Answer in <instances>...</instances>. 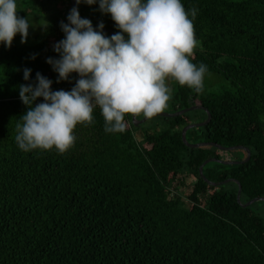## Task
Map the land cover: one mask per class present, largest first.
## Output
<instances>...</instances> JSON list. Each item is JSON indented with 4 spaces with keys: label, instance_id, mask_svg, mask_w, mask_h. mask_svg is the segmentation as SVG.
<instances>
[{
    "label": "trees",
    "instance_id": "16d2710c",
    "mask_svg": "<svg viewBox=\"0 0 264 264\" xmlns=\"http://www.w3.org/2000/svg\"><path fill=\"white\" fill-rule=\"evenodd\" d=\"M32 1L34 9H54L61 21L54 17L25 45L0 43V264H264V216L256 203L242 208L235 183L212 187L198 173L207 159L241 161L246 152L192 149L181 141L184 126L206 120L204 110L161 118L154 124L160 130L140 131L139 143L130 114L125 131L106 132L94 105L92 122L75 126L66 152L19 148L17 124L27 111L19 86L35 85L39 72L53 91L70 92L79 79L70 73L57 83L46 62L60 58L53 46L65 38L60 24L68 23L69 12L62 13L58 0ZM180 2L196 42L188 59L205 65L203 80L214 76L220 86L208 93L173 78L172 113L191 105L207 110L209 122L189 129L186 141L240 146L250 158L208 163L203 176L237 181L241 203L264 198V0ZM79 13L84 18L80 5ZM101 22L120 31L112 19L92 25ZM25 68L31 69L27 81ZM180 187L188 192L178 193Z\"/></svg>",
    "mask_w": 264,
    "mask_h": 264
},
{
    "label": "clouds",
    "instance_id": "9594fccd",
    "mask_svg": "<svg viewBox=\"0 0 264 264\" xmlns=\"http://www.w3.org/2000/svg\"><path fill=\"white\" fill-rule=\"evenodd\" d=\"M97 2L120 30L110 37L103 33L102 22L97 31L79 14L81 3ZM16 8V0H0V43L8 48L17 33L22 44L29 36L31 24L18 17ZM189 11L194 19L197 10ZM67 21L60 24L65 38L53 46L60 58L46 62L58 73L57 83L69 80L74 72L79 79L70 92L53 91L52 80L39 72L35 85L19 86L20 99L27 106L23 124H17L20 149L55 147L66 152L74 143L75 126L92 122L94 105L102 109L106 132L125 131L126 114L151 119L167 106V77L201 90L207 69L188 59L196 42L192 20L180 0H76ZM30 73L31 69H24V80ZM38 98L43 102L35 103Z\"/></svg>",
    "mask_w": 264,
    "mask_h": 264
},
{
    "label": "rangeland",
    "instance_id": "374dc122",
    "mask_svg": "<svg viewBox=\"0 0 264 264\" xmlns=\"http://www.w3.org/2000/svg\"><path fill=\"white\" fill-rule=\"evenodd\" d=\"M59 3H63L62 4V13H64L65 11L70 12V4L68 2V0H58ZM16 11H17V15L18 17H24L27 18L28 21L30 22L31 26L29 28V36L27 38V42L26 43H21V36L19 33L16 34V36L14 37V42L18 45H25L27 43H29L31 41V39L35 36H40L43 35L46 31L47 28L50 24V22L52 21V19L55 17L58 19V21H61V16L56 15L54 16L55 12L54 9H48L45 11H40L37 9H34V1L32 0H16ZM80 10L81 13L83 15L84 18H87L88 20L91 21V23L94 22V19H98V20H108V19H112L111 14H105L102 13L99 10V3L97 2L94 5H87L85 3H81L80 4ZM53 12V15L51 16ZM113 20V19H112ZM114 22V20H113ZM112 27L115 29L117 28V25L114 24L112 25ZM107 37H110L111 35L104 33ZM73 76V78H77V76H79L78 73H71ZM166 84L167 87L169 88L170 92H169V96H171L174 92V80L172 77H167L166 78ZM219 86L220 83L218 82L217 78L214 76L211 77H207L203 80L202 82V90H204L205 92L208 93H216L219 90ZM173 111V105L172 102H170L169 100L167 101V106L166 108L161 112V113H172ZM144 116L139 115L137 116V120L142 119ZM162 117H153L151 119H148L145 123H143L142 125L139 126V131H138V127L133 126L134 129V133H136V139L139 143H142V139L139 137L140 136V131L146 130L148 129L149 133H154L158 130H160V127L158 128H154V124L158 123L159 121H161ZM223 186L228 187L227 183L223 184ZM188 192V188L187 187H180L178 189V193L184 195ZM253 209H255V211H258L261 213V216H264V205H262L261 203H256L253 206Z\"/></svg>",
    "mask_w": 264,
    "mask_h": 264
},
{
    "label": "water",
    "instance_id": "95a60500",
    "mask_svg": "<svg viewBox=\"0 0 264 264\" xmlns=\"http://www.w3.org/2000/svg\"><path fill=\"white\" fill-rule=\"evenodd\" d=\"M69 4H70V7L73 8L74 6H76V0H68ZM78 11H79V8H78ZM80 14V13H79ZM81 16V15H80ZM82 18V17H81ZM93 28L97 31H99V28L98 26H93ZM103 33H106V34H109V35H114L116 32L112 29H109V28H104L103 29ZM195 110H204L206 112V120L203 121V122H200V123H193V124H188L186 126H184L182 129H181V133H180V136H181V141L182 143L184 144V146H186L187 148H192V149H195V148H200V147H207V146H210V147H214L216 149H218L219 151H233V150H244L246 152V156L243 160L241 161H233V160H219V159H214V158H210V159H207L205 160L199 167L198 169V173H199V176L200 178L206 182L209 186H212V187H218V186H221L225 183H228V182H232V183H235L237 185V192H236V201L237 203L242 207V208H246L248 206H251L252 204L254 203H257V202H263L264 203V198H253L251 200H249L248 202L246 203H241L240 201V185L237 181L233 180V179H228V180H225V181H222V182H219V183H214V182H210L208 181L202 174V169L203 167L208 164V163H218V164H223V165H238V164H242V163H246L249 158H250V152L248 149L246 148H243V147H240V146H235V147H221L220 145L218 144H215V143H210V142H200V143H196V144H191L189 142L186 141V132L189 130V129H192V128H200V127H203L205 126L209 120H210V115L208 113L207 110L203 109L201 106H197V105H191L189 106L188 108H183L181 110H178L176 112H173V113H159L157 115H155L154 117H162V118H174V117H178L182 114H185V113H188V112H191V111H195ZM153 118V117H152ZM148 119L143 117L142 119L140 120H137V116H133L131 115V123L133 124V126H140L142 125L143 123H145Z\"/></svg>",
    "mask_w": 264,
    "mask_h": 264
}]
</instances>
